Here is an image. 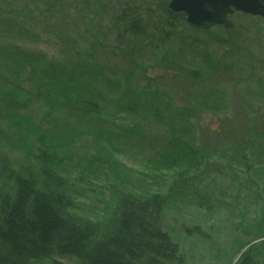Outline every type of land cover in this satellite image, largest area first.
<instances>
[{"label": "rangeland", "instance_id": "374dc122", "mask_svg": "<svg viewBox=\"0 0 264 264\" xmlns=\"http://www.w3.org/2000/svg\"><path fill=\"white\" fill-rule=\"evenodd\" d=\"M40 1L34 5L27 0H0V15L10 12V18L16 14L23 18L41 4L36 11L40 18L46 5L55 0H46L44 5ZM64 1L70 5L73 0ZM106 1L110 2L91 0L95 12L88 10L86 23L80 12L66 19L77 41L88 36L81 23L92 24L97 37L104 33L102 38L83 43L87 50L81 57L75 50L65 51L63 40L68 35L46 22L32 25L27 41L9 38L0 47V112L10 113L7 121L0 118V153L20 173L29 162L36 170L40 156L53 164V170L64 179V191L73 195V207L67 210L72 221L83 223L90 218L104 223L120 192L141 199L160 196L167 202L161 222L176 237L185 264H238L245 254H249L245 264H264V141L257 166L250 163L248 173L240 174L248 184L238 177V162L229 159L230 144L242 142L247 133L245 122H253L264 134V21L235 14L232 29L205 33L191 27L182 14L173 13L168 7L172 0H114L111 9ZM124 6L132 12L128 21L135 18L152 31L165 9L181 23L175 25L173 35L167 33L169 41L163 43L162 51L142 52L136 41L120 37L126 31L119 18ZM11 29L6 24L3 31ZM34 36L40 40L32 42ZM146 41L154 42L149 36ZM10 50L28 52L33 56L27 57L31 62L45 69L51 65L60 74L63 68L69 72L73 64L86 59L102 78L97 88L87 91L91 107L98 112L68 115L71 112L62 108L48 120L41 108L43 99H37L31 88L42 74L19 68L18 60L2 54ZM149 63H157L159 68L147 66ZM212 64L215 70L210 72L207 69ZM135 68L136 76L128 81ZM144 70L159 79L147 82ZM46 87L43 83L44 95ZM67 91L61 90L59 102L63 105ZM15 100L16 110L9 106ZM160 111L192 128L183 132V124L170 129L161 121ZM54 117L60 121L54 122ZM70 118L86 123L87 133L76 131L75 120L67 124L76 130L67 131ZM253 179L257 180L256 194ZM192 225L204 233L202 239L188 233ZM56 260L78 264L71 256Z\"/></svg>", "mask_w": 264, "mask_h": 264}, {"label": "trees", "instance_id": "16d2710c", "mask_svg": "<svg viewBox=\"0 0 264 264\" xmlns=\"http://www.w3.org/2000/svg\"><path fill=\"white\" fill-rule=\"evenodd\" d=\"M27 1L34 5L37 4L36 0ZM43 1L46 2V0ZM40 5L38 4L35 9L22 15L23 18L17 14L10 18V12L5 13V17L0 15L1 48L9 38L27 41V37L30 38L29 34L32 33V28L35 27L32 25H37L38 22L57 25L59 31L62 30L61 33H66L68 36L67 40H63L66 44L64 50L66 49L67 52L75 50L78 54L77 57H81V54L84 53L83 50H87L83 43L89 42L91 38L96 40L104 36L102 33L97 37L92 24L87 26L81 23L86 28L84 35L88 34V36H83V40L77 41L75 35L72 37L73 33L69 29L71 26L67 25L66 19L79 12L84 14L83 18L86 23L85 15L88 14V10L93 8L91 0H73L70 5L66 4L64 0H55L46 5L42 17L38 18L36 11ZM62 9H66L68 12ZM167 10H164L166 13L162 14L161 22L154 26L156 28H152L153 31L149 26L144 27L142 22L136 24L135 20L128 21L121 18L126 31L120 37L123 39L128 37L136 41L137 48L142 52L148 49V51L157 53V48L158 52L162 51L165 47L163 43L169 41L168 32L173 35L175 25L181 23H176L174 15L170 10ZM14 11L16 9L12 12ZM20 11L25 13V9H20ZM61 16L63 19L59 20ZM28 22L33 23L27 24ZM6 24H10L12 29L4 32ZM192 31L195 34L199 33L194 29ZM148 36L154 42H147ZM34 38L32 42L40 40L38 36L37 38L34 36ZM190 44H193V41ZM2 54L18 60L19 68L26 71L32 69L36 76L42 74L31 88L37 99H43L41 108L45 111V117L48 120L61 113L62 108L71 112L68 115L73 114L74 111L81 114L98 112L91 107L93 101L91 94L87 96V91L97 88L96 85L102 78H100V73L99 76L94 74L90 65L86 63V59L82 64L79 61L80 65L73 64V68L69 72L63 68V72L60 74V69L57 71L51 65L50 68L45 69V67L31 62V58L27 57L33 56L28 52L17 50ZM133 62L136 67L137 62L134 60ZM147 66L159 68L157 63H149ZM145 72L144 70L143 73ZM133 74L136 76V68L127 77L128 81L133 79H131ZM145 78L147 82L159 79L157 76H150L148 70L145 73ZM43 83L47 84V95L41 93ZM63 89L70 90L63 93L67 95V99L64 100L65 105L59 102ZM73 89L80 91L78 97L71 96ZM15 103L16 100L9 103V106L16 110ZM37 106L39 105L37 104ZM9 114L4 113L3 115L0 112L2 121H7L6 118ZM159 114L163 116L161 121L166 123L170 129L181 128L183 124L185 125L183 132H188L192 128L191 125H186L183 121L181 125L177 124L175 116H168L170 114L168 112L166 114L160 111ZM11 119L17 120L16 116ZM53 120L57 122L60 121V118L54 117ZM247 122L250 124L249 129L252 130L247 131L243 141H239V146L229 154V159L237 161L238 167L241 168V171L237 172L239 176L242 172L248 173L250 163L252 166H257L259 151L262 153L261 143L264 141L261 128L254 126L255 124L251 121ZM55 131L60 133L58 129ZM125 137L128 141L132 140L129 135ZM226 148L228 149V146ZM28 156H31L30 152H28ZM37 159L39 166L36 170H33L29 162V167H25L22 173L12 165L10 166L7 159L2 161L0 167V264H28L30 261H47L48 259L53 261L51 264H65L49 258L52 254L57 253H62L67 257L71 256L78 260L79 264H185L186 259L180 260L177 257L179 246L169 240V235L162 228L161 220L166 208V198L154 196L150 199H141L133 194L120 192L116 198L115 208L110 213L111 217L104 223H95L90 218L84 219L83 223L72 222L67 215V210L73 207V201L71 202L73 195L64 191L63 179L58 176L56 170H53V164L44 160L43 156L37 157ZM166 161L171 162L167 159ZM220 170L221 168L218 169V171ZM263 213L264 209L261 214L264 215ZM248 256L249 254H245L238 264H245Z\"/></svg>", "mask_w": 264, "mask_h": 264}, {"label": "water", "instance_id": "95a60500", "mask_svg": "<svg viewBox=\"0 0 264 264\" xmlns=\"http://www.w3.org/2000/svg\"><path fill=\"white\" fill-rule=\"evenodd\" d=\"M168 7L186 17L196 29L225 27L232 29L231 17L243 14L264 21V0H172Z\"/></svg>", "mask_w": 264, "mask_h": 264}, {"label": "bare ground", "instance_id": "6f19581e", "mask_svg": "<svg viewBox=\"0 0 264 264\" xmlns=\"http://www.w3.org/2000/svg\"><path fill=\"white\" fill-rule=\"evenodd\" d=\"M43 5L44 4H47L46 2H44V1H40ZM130 3H133V1H130ZM104 4L106 5V7H108V8H112L113 7V4H114V0H110V2H104ZM92 5V4H91ZM135 7H137V5L135 6ZM134 7V8H135ZM126 7L124 6V10H122L121 12H122V14H121V17H119V18H124L125 20H127V17H130V10H128V9H125ZM170 9V8H169ZM91 10H93V12H95V10L92 8ZM83 12V11H82ZM84 13V12H83ZM132 13V12H131ZM134 15V14H133ZM239 15V14H238ZM124 16V17H123ZM184 16V15H183ZM251 17V16H250ZM135 20V21H134ZM131 21H134L136 24H137V22H138V20L137 19H131ZM134 23V24H135ZM138 24H140L139 22H138ZM87 25V24H86ZM81 26H83V25H81ZM226 29L225 27H223V26H221V27H214V28H210V30H215V29ZM94 29V28H93ZM210 30L209 29H204V30H201L202 32H205V33H208V32H210ZM94 32H96L95 31V29H94ZM85 33V32H84ZM71 43V42H70ZM214 67V65L212 64V65H210V67H208V71H210V72H212V71H214L215 70V68H213ZM257 91H259V90H257ZM80 91L79 90H77V89H73L72 91H71V96H73V97H76L77 95H78V93H79ZM66 120V119H65ZM69 120H75V122L73 123V124H75V127H79V128H81V129H79V128H77V130L76 129H74V130H76V131H78V132H82V134L83 135H85L86 133H87V131L85 130V129H88V126H87V124L85 123H83L81 120H79V119H76V118H70V119H68V120H66V129L67 130H72V131H74L73 129H71L69 126H68V124H67V122L69 121ZM246 123H248V122H245V124H244V131L245 132H247V131H251L249 128H250V124L248 123V126H247V128H246ZM231 146H229V149L230 150H235L236 148H237V146H239L238 144H230ZM1 147H3V146H1ZM6 158H5V155H3V153H0V167H1V164H2V161L3 160H5ZM33 167V166H32ZM34 170V169H33ZM59 177H61L62 178V176L61 175H58ZM238 177H239V179L241 180V181H243L242 179H241V177L238 175ZM63 179V178H62ZM63 182H64V179H63ZM243 182H245L246 184H248V182L247 181H243ZM256 182H257V180L256 179H253V184H252V188H254V192H255V194L258 192V190H257V188H256ZM238 185H240V184H238ZM250 189V188H249ZM124 193V192H123ZM72 222H74V221H72ZM190 227V229L189 230H187V231H189L188 233L191 235V237H195V238H199V239H202L203 237H204V233H200V232H197L198 230H199V228L197 229V228H195L193 225L192 226H189ZM163 230H164V232H166L168 235H169V240H171V242L173 241L174 242V244H176V245H178L179 246V249L177 250V257L178 258H180V260L181 259H186V256H185V254H184V252H183V250H182V248H181V246L179 245V243L177 242V240H176V237L174 236V235H172L171 234V232L169 233L166 229H164V225H163ZM197 229V230H196ZM67 256L66 255H64V254H62V253H57V254H52L51 255V257H49V258H51V259H54V260H56V259H58V258H66ZM48 260H50V259H48ZM47 260V261H48ZM76 260V259H75ZM51 261V260H50ZM56 261H60V260H56ZM37 262H42L41 260H37V261H30V262H28V264H35V263H37ZM53 262V261H52ZM62 262V261H61ZM64 263V262H63ZM77 263L79 264V262H78V260H77ZM51 264V263H50ZM66 264V263H65Z\"/></svg>", "mask_w": 264, "mask_h": 264}]
</instances>
